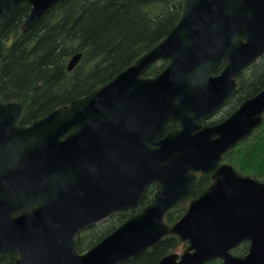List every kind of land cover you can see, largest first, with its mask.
<instances>
[{
    "label": "water",
    "instance_id": "water-1",
    "mask_svg": "<svg viewBox=\"0 0 264 264\" xmlns=\"http://www.w3.org/2000/svg\"><path fill=\"white\" fill-rule=\"evenodd\" d=\"M63 1L0 0V20L27 3L25 32ZM263 55L264 0H185L163 40L71 104L21 125L23 104L0 99V253L16 252L15 264H123L173 234L188 245L156 264H264V181L223 162L264 122V88L225 119L200 122ZM159 61L162 71L145 76ZM171 121L178 126L167 131ZM199 173L213 181L194 197ZM153 184L149 204L78 251L82 230L135 211ZM187 202L168 224L167 213ZM243 241L248 253L234 256Z\"/></svg>",
    "mask_w": 264,
    "mask_h": 264
},
{
    "label": "trees",
    "instance_id": "trees-1",
    "mask_svg": "<svg viewBox=\"0 0 264 264\" xmlns=\"http://www.w3.org/2000/svg\"><path fill=\"white\" fill-rule=\"evenodd\" d=\"M184 1L64 0L25 32L22 24L31 6L21 4L9 21L0 20V45L3 46L0 99L23 104L21 125H29L56 108L71 104L113 79L163 40L180 19ZM77 52H82L83 56L69 71L68 62ZM165 64V61L154 64L144 75H157ZM223 67L222 63L215 73ZM237 80V89L226 103L227 113L221 119L264 88V56L242 70ZM176 126L175 122H169L167 131ZM225 156L238 162L240 171L264 178V123ZM211 181L210 174H202L196 195ZM155 187L151 185L147 189L138 210L152 201ZM184 204L167 213L168 224L172 225L182 215L186 210ZM132 214L116 212L108 218L106 225L95 224L82 230L76 238L78 251L84 252L94 246ZM179 244L178 236L168 235L156 246L123 264H156ZM242 248L245 250L247 246ZM16 259V252L0 253V264H15ZM207 264L222 262L214 260Z\"/></svg>",
    "mask_w": 264,
    "mask_h": 264
},
{
    "label": "rangeland",
    "instance_id": "rangeland-1",
    "mask_svg": "<svg viewBox=\"0 0 264 264\" xmlns=\"http://www.w3.org/2000/svg\"><path fill=\"white\" fill-rule=\"evenodd\" d=\"M162 62H164V61H159L158 63H156V65H160ZM165 62H166V61H165ZM78 64H79V63H78ZM166 64H167V62H166ZM166 64H165V65H166ZM237 81H238V80H237ZM237 86H238V85H237ZM227 108H228V107H227L226 104H225V105L220 109V111H218V113L215 114L216 116L214 115L215 117H213V118H214V119H221V118L227 113ZM237 108H238V107H237ZM226 117H227V116H226ZM226 117H225V118H226ZM263 123H264V122H263ZM263 123H262V124H263ZM262 124H261V125H262ZM261 125H260V126H261ZM260 126H259V127H260ZM259 127H258V128H259ZM258 128H256V129H258ZM256 129H255V131H256ZM255 131H254V132H255ZM253 134H254V133H253ZM253 134H252V135H253ZM252 135H251V136H252ZM251 136H250V137H251ZM250 137H249V138H250ZM247 139H248V138H247ZM243 141H244V140H243ZM243 141H241V142H243ZM241 142H240V143H241ZM240 143H239V144H240ZM239 144H238V145H239ZM238 145H237V146H238ZM237 146H236V147H237ZM234 148H235V147H234ZM237 151H238V150H237ZM237 151H236V154L238 153ZM234 154H235V152H234ZM223 162H227V163L232 164V165L235 167L236 170L240 171V170H239L240 165H239V163L236 162L235 160H233V161H232V160H229V159L226 158V156L224 155ZM240 172H242V171H240ZM242 173H243L244 175H251V176H253V177L257 178V179H260V180L264 181V178L257 177V176H255V175L252 174V173H249V174H248V173L246 174V173H244V172H242ZM184 205L186 206V210H187V208H188L187 203L184 204ZM186 210H184V211L182 212V215L184 214V212H185ZM182 215H181V216H182ZM181 216H180V217H181ZM180 217H179V218H180ZM179 218H178V219H179ZM178 219H177V220H178ZM177 220H176V221H177ZM176 221H175V222H176ZM107 222H108V218H106V219H104V220H102V221L96 223V225L99 226V227H101V226L106 225ZM175 222H174V223H175ZM167 236H168V235H167ZM164 238H165V237H164ZM187 245H188L187 242H182V241L180 240V244H179V245H178L173 251L178 252V253L181 254V253L184 251V249L186 248Z\"/></svg>",
    "mask_w": 264,
    "mask_h": 264
},
{
    "label": "flooded vegetation",
    "instance_id": "flooded-vegetation-1",
    "mask_svg": "<svg viewBox=\"0 0 264 264\" xmlns=\"http://www.w3.org/2000/svg\"><path fill=\"white\" fill-rule=\"evenodd\" d=\"M264 56V55H263ZM262 56V57H263ZM261 58V57H260ZM247 68V67H246ZM244 70V69H243ZM239 75V74H238ZM235 93V92H234ZM233 96V95H232ZM243 102V101H242ZM226 103H228V101L226 102ZM225 103V104H226ZM218 113V112H217ZM215 115V114H214ZM211 116V117H209L208 119H204V120H201L200 122L201 123H203V124H213V123H215V122H218V121H220V120H223V119H214L213 117H215V116ZM229 116V115H228ZM227 116V117H228ZM225 119V118H224ZM177 125V124H176ZM178 126V125H177ZM177 126L175 127V128H177ZM224 158V157H223ZM238 171V170H237ZM240 172V171H239ZM240 173H242V172H240ZM205 174H210V177H211V180L213 181V179H212V173H205ZM243 174V173H242ZM199 175V180H200V176L202 175V173H199L198 174ZM212 181H211V183H212ZM262 181V180H261ZM210 183V184H211ZM209 184V185H210ZM154 185V184H153ZM208 185V186H209ZM156 186V185H155ZM198 186V185H197ZM156 188V187H155ZM197 188V187H196ZM202 193V192H201ZM200 193V194H201ZM200 194H198V195H196V190H195V194H194V197H197V196H199ZM184 204V203H183ZM189 204V202H187V205ZM180 205H182V204H180ZM139 208V207H138ZM138 208L135 210V211H133V213H135V212H138V211H140V210H138ZM130 212H132V211H130ZM113 215V214H112ZM111 215V216H112ZM110 217V216H109ZM108 217V218H109ZM247 246V248L245 249V250H242L243 248L242 247H244V246ZM249 245H250V241H243L242 243H240L238 246H236V247H234V248H232L230 251H231V253L234 255V256H238V257H242V256H245L247 253H248V251H249ZM242 248V249H241ZM214 260H220L221 262H222V264H225L224 263V261L222 260V259H214ZM214 260H211V261H214ZM211 261H209V262H211ZM209 262H207V263H209ZM206 263V264H207Z\"/></svg>",
    "mask_w": 264,
    "mask_h": 264
}]
</instances>
